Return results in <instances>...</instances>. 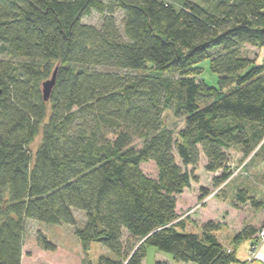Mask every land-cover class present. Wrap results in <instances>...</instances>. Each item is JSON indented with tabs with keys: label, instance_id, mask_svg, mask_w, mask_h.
Instances as JSON below:
<instances>
[{
	"label": "trees",
	"instance_id": "trees-1",
	"mask_svg": "<svg viewBox=\"0 0 264 264\" xmlns=\"http://www.w3.org/2000/svg\"><path fill=\"white\" fill-rule=\"evenodd\" d=\"M93 13L99 26L84 22ZM263 48L264 0H0V264H23L26 221L76 225V210L83 251L115 255L99 264H144L148 247L176 263H238L264 222L230 251L218 223L187 230L179 197L202 157L217 186L231 180L230 150L264 159V61L252 51ZM205 60L218 88L200 78Z\"/></svg>",
	"mask_w": 264,
	"mask_h": 264
},
{
	"label": "rangeland",
	"instance_id": "rangeland-1",
	"mask_svg": "<svg viewBox=\"0 0 264 264\" xmlns=\"http://www.w3.org/2000/svg\"><path fill=\"white\" fill-rule=\"evenodd\" d=\"M84 22L99 26L100 17L93 13L90 17L85 18ZM252 51L254 54H258L261 61L264 57V50L255 49ZM198 67L202 69L201 80H204L210 87L218 88L219 76L212 72L210 60L203 61ZM165 123L176 133L184 126L182 121L175 119L169 113L165 114ZM40 139L38 137L31 146L34 152L40 144ZM228 159L232 173L231 180L229 183L219 186L214 180L220 176L221 172H207L204 157L197 168L188 169L189 172L193 171L195 178L192 180L190 188L179 197V215L181 216L180 220L185 221L187 230L198 234H201L203 224L209 221L218 223L220 229L216 236L231 251L233 239L246 225L259 226L264 222V159L261 156L246 158L239 149L230 150ZM143 169L150 177L157 176V170L153 164H146ZM241 190L246 191L248 196L254 197L258 203H262V207L255 208L250 203H241L237 199V194ZM201 197H204L202 201H200ZM74 216L76 225H48L38 221H26L23 264H83L85 259H88L92 264H99L101 257L115 258L110 250L99 243H92L87 253L83 251L75 231L84 227L86 216L84 212L77 210L74 211ZM40 233L57 247L55 252H46L40 248L38 242ZM251 245L250 257L253 258L257 248L264 245V236L258 240L257 245L254 243ZM158 255L172 260L169 254L148 247L144 263L156 264ZM164 262L169 264L168 261Z\"/></svg>",
	"mask_w": 264,
	"mask_h": 264
},
{
	"label": "crops",
	"instance_id": "crops-1",
	"mask_svg": "<svg viewBox=\"0 0 264 264\" xmlns=\"http://www.w3.org/2000/svg\"><path fill=\"white\" fill-rule=\"evenodd\" d=\"M262 50H264V48ZM262 61H264V57L261 59L260 63ZM251 243L253 242L252 241L245 242L237 249L238 263L236 264H264V245L259 246V248H257L255 252V256L252 258L250 257V247L252 246ZM157 257H158L157 259L160 261H168L169 264H178V263H174L173 259L170 260L167 257H162V255H158ZM144 264H146V262ZM179 264H186V263H179Z\"/></svg>",
	"mask_w": 264,
	"mask_h": 264
},
{
	"label": "water",
	"instance_id": "water-1",
	"mask_svg": "<svg viewBox=\"0 0 264 264\" xmlns=\"http://www.w3.org/2000/svg\"><path fill=\"white\" fill-rule=\"evenodd\" d=\"M56 74H57V70H55L53 77L43 84V97L45 102H48L52 95L56 83Z\"/></svg>",
	"mask_w": 264,
	"mask_h": 264
},
{
	"label": "built area",
	"instance_id": "built-area-1",
	"mask_svg": "<svg viewBox=\"0 0 264 264\" xmlns=\"http://www.w3.org/2000/svg\"><path fill=\"white\" fill-rule=\"evenodd\" d=\"M262 236H264V229H263V231H262V233H261V237H262Z\"/></svg>",
	"mask_w": 264,
	"mask_h": 264
}]
</instances>
